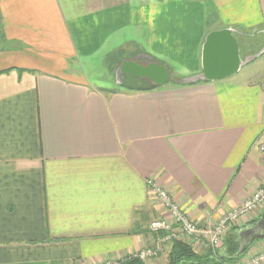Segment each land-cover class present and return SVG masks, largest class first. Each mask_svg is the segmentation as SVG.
Wrapping results in <instances>:
<instances>
[{
  "label": "crops",
  "instance_id": "obj_1",
  "mask_svg": "<svg viewBox=\"0 0 264 264\" xmlns=\"http://www.w3.org/2000/svg\"><path fill=\"white\" fill-rule=\"evenodd\" d=\"M225 29L242 60L257 55L264 0H0V264L138 254L162 216L149 179L198 225L217 224L257 191L264 69L145 91L97 82L113 52H136L119 66L144 65L143 55L199 75L206 37ZM258 213L239 227L243 243L262 231L264 206ZM263 250L256 240L247 253Z\"/></svg>",
  "mask_w": 264,
  "mask_h": 264
},
{
  "label": "built area",
  "instance_id": "obj_2",
  "mask_svg": "<svg viewBox=\"0 0 264 264\" xmlns=\"http://www.w3.org/2000/svg\"><path fill=\"white\" fill-rule=\"evenodd\" d=\"M259 151L264 155V133L259 140ZM147 186L161 204L162 216L150 223L149 231L156 234L155 243L133 255L142 262L156 259L169 250L174 241H184L216 251L224 241L229 227L247 219L264 204V177L257 191L238 209L224 215L217 224L198 225L181 210L171 193L155 180H147ZM117 263L120 261L116 260ZM111 264V263H109ZM232 264H264V250Z\"/></svg>",
  "mask_w": 264,
  "mask_h": 264
},
{
  "label": "water",
  "instance_id": "obj_3",
  "mask_svg": "<svg viewBox=\"0 0 264 264\" xmlns=\"http://www.w3.org/2000/svg\"><path fill=\"white\" fill-rule=\"evenodd\" d=\"M234 30L225 29L218 32L210 33L203 45V72L199 75L177 79L172 76L168 68L160 65L152 57L138 55L136 60L146 59V65H138L135 62H123L117 68L116 77L124 83L125 75L136 77L140 80H148L151 86H162L168 82L177 85L194 84L206 80L225 79L237 74L247 64L260 57L264 51L253 57H247L244 60L240 58L239 45L233 37ZM262 227L260 233L252 234L250 239L243 243L238 256L244 254L251 244L256 240L264 239V215L258 223Z\"/></svg>",
  "mask_w": 264,
  "mask_h": 264
},
{
  "label": "rangeland",
  "instance_id": "obj_4",
  "mask_svg": "<svg viewBox=\"0 0 264 264\" xmlns=\"http://www.w3.org/2000/svg\"><path fill=\"white\" fill-rule=\"evenodd\" d=\"M195 9H193V11H195ZM256 29L257 30H260L261 27H256V28H252V29L246 30V33H248V34L251 35L254 32H258V31H256ZM240 33L242 34V32H240ZM259 34H261V35H258V36L255 35L256 37L253 39V42L256 45L257 54L260 53V52H262L263 49H264V35L262 33H259ZM158 53H162V51L161 52H158ZM111 54H109V55L106 56L105 61H104V64H103L104 66H98V67H96L97 73H100L101 74V75L97 76L98 78H101L100 79L101 81H98L97 80V82H98L99 85H102V86H104V85L105 86H109V87L121 86V80H119L117 77L115 79L114 78V74H115L118 66L123 61V59H125V57H128V56H132V55L134 56L136 54V52H127L126 54L124 52H122V53L121 52H113ZM163 63L166 65V68H168V70H170V72H171V74H172L173 77H175V78H177L179 80L180 79H183L185 77H188V76H183V75H181L180 72H178L179 69H180L179 68L180 66H178V63H179L178 60H176V59H174V60L173 59L163 60ZM248 66H249V68L254 69V70H258L260 67H261V70L264 69V67H262V66H264V56L259 57L253 63H249L248 65H245L243 69L247 68ZM244 74L241 75V77H240L241 79L244 78V77H247V75H244ZM124 83H125V87H127V88H137V87H146V86H148V83L147 82H145V81L144 82H139L138 80H135V79H126V81ZM164 85H166V86L167 85H174V83L168 82V83H166ZM263 206H264V204L261 206V208L259 210H257L256 212H254L251 216H248L247 217L249 220L246 221L247 222L246 224H244L245 222H244V220H242L240 222H237L236 224H233L231 227L228 228V230H230L231 228H238L239 229V227H241V226L242 227H245V226H247L249 224H252L253 222H255V218H256V220H258L257 218H259V216H260V215L258 216V214H259L258 212L259 211L261 212L263 210ZM254 216H256V217H254ZM224 242H225V238H224V241L222 242L221 246L219 247V249L222 247V245H223ZM206 251H208V249H206ZM168 252H169V250H167L164 255H168ZM258 253H256V254H258ZM131 256L133 257V255H131ZM249 256L250 255H248V253H246L244 255V257L240 261L247 260L248 258L251 257V256L250 257ZM252 256H253V254H252ZM127 257H130V256H127ZM127 257H125V258H127ZM123 259L124 258H121V259L118 258V259H115L114 261H112L110 263L111 264H117V261L116 260H118V261L120 260L121 261ZM148 261H150V260H148ZM108 262L109 261L99 262V263H96V264H109ZM143 263L145 264V262H143ZM167 263H168V257L165 259V264H167Z\"/></svg>",
  "mask_w": 264,
  "mask_h": 264
},
{
  "label": "trees",
  "instance_id": "obj_5",
  "mask_svg": "<svg viewBox=\"0 0 264 264\" xmlns=\"http://www.w3.org/2000/svg\"><path fill=\"white\" fill-rule=\"evenodd\" d=\"M122 53V52H121ZM112 55V54H111ZM158 86H151L148 84L146 87L127 88L125 83L121 88H127L129 91H145L152 90ZM245 234L238 228H231L225 235V242L222 247L216 251L208 250L204 254H198L190 246V244L184 241H174L168 252V263L167 264H232L240 261L248 250L238 256L243 245ZM117 264H144L137 258L132 256L124 258Z\"/></svg>",
  "mask_w": 264,
  "mask_h": 264
}]
</instances>
